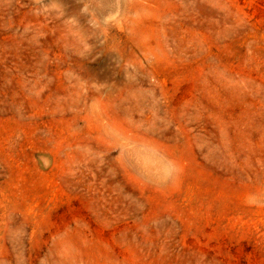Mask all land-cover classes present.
Segmentation results:
<instances>
[{"label":"rangeland","instance_id":"374dc122","mask_svg":"<svg viewBox=\"0 0 264 264\" xmlns=\"http://www.w3.org/2000/svg\"><path fill=\"white\" fill-rule=\"evenodd\" d=\"M0 264H264V0H0Z\"/></svg>","mask_w":264,"mask_h":264}]
</instances>
